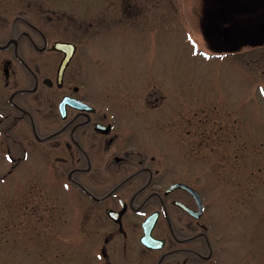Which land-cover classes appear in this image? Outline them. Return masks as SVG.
Wrapping results in <instances>:
<instances>
[{
    "label": "flooded vegetation",
    "instance_id": "obj_1",
    "mask_svg": "<svg viewBox=\"0 0 264 264\" xmlns=\"http://www.w3.org/2000/svg\"><path fill=\"white\" fill-rule=\"evenodd\" d=\"M2 1L0 167L35 189L33 196L14 191L29 210L15 216H36V224L48 216L43 226L53 236L77 232L78 246L58 252L77 253L80 264H264V121L246 118L241 105L178 95L169 101L155 82L104 106L85 102L71 84L68 72L85 40L149 27L154 6L114 0L107 21L100 12L94 27L83 22L76 32L59 23L66 12L46 0ZM234 1L203 5L196 49L231 68L258 108L264 2ZM49 171L83 192L72 226ZM217 205L223 216H215ZM151 221L152 248L144 243ZM238 240L244 245L235 249Z\"/></svg>",
    "mask_w": 264,
    "mask_h": 264
},
{
    "label": "rangeland",
    "instance_id": "obj_2",
    "mask_svg": "<svg viewBox=\"0 0 264 264\" xmlns=\"http://www.w3.org/2000/svg\"><path fill=\"white\" fill-rule=\"evenodd\" d=\"M42 2L39 0V3ZM47 2L66 12L68 17L59 23L76 32L83 22L84 26L91 23L94 27L93 18L100 12H106L104 21H107L115 5L114 0H46L44 4ZM1 3L14 2L3 0ZM208 3L211 5L213 2L148 0L147 4L154 6L150 10L151 17H155L149 27L125 32L108 31L100 38L84 41L82 54L79 50L72 64L74 68L68 72L73 77L71 84L78 87L85 102L103 103L104 106L106 103L117 104L116 100L118 104H123L120 101H127L121 96L123 91L142 92L155 82L164 87L169 101L178 95L176 97L193 98L199 103L211 100L224 102L235 110L241 105L246 118L257 117V120L264 121V106L259 104L258 108L255 107V103L248 98V92L240 87L244 84L243 80L226 64H219L196 49L195 17ZM246 3L257 4L255 0ZM234 4H238V0ZM54 22L57 20L54 19ZM137 110V107L132 108V111ZM199 164L200 179L206 180L207 173ZM46 175L51 189L65 199L68 209L66 219L72 226L78 219L75 215L84 199L83 192L77 184L58 179L55 172L49 171ZM18 179L19 174H8L0 167V264H80L77 253L64 257L58 252L64 249L72 251L78 246L77 232L65 234L63 231L53 236L46 232L47 226H43L48 216H43L37 224L36 216H15L29 212L17 203L16 197L35 195V189L17 185ZM75 179L79 183L77 177ZM198 188L206 193V186L202 183ZM215 216H223L219 208ZM247 216L250 219L255 215ZM243 245L244 241L238 240L235 249Z\"/></svg>",
    "mask_w": 264,
    "mask_h": 264
},
{
    "label": "water",
    "instance_id": "obj_3",
    "mask_svg": "<svg viewBox=\"0 0 264 264\" xmlns=\"http://www.w3.org/2000/svg\"><path fill=\"white\" fill-rule=\"evenodd\" d=\"M71 54V52H70ZM70 57V56H68ZM66 58L65 60L62 61L61 65H60V71H63L66 67V65L68 64V61H69V58ZM153 225V222L151 221V223L148 224V230H147V234H146V237L144 239V243L146 246L152 248L154 247V243L156 242L152 237H151V227Z\"/></svg>",
    "mask_w": 264,
    "mask_h": 264
}]
</instances>
